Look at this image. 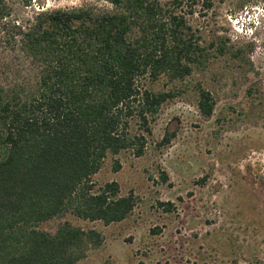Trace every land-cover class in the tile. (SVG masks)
<instances>
[{
  "label": "trees",
  "instance_id": "obj_1",
  "mask_svg": "<svg viewBox=\"0 0 264 264\" xmlns=\"http://www.w3.org/2000/svg\"><path fill=\"white\" fill-rule=\"evenodd\" d=\"M104 2L25 17L17 0H0V264H78L100 247L95 229L39 225L68 212L106 226L126 220L133 194L116 181L96 188L94 177L110 155H145L151 123L178 89L153 83L182 82L226 55L224 41L207 43L192 23L215 0ZM197 89L210 117L212 95ZM136 121L143 132L132 131Z\"/></svg>",
  "mask_w": 264,
  "mask_h": 264
},
{
  "label": "rangeland",
  "instance_id": "obj_2",
  "mask_svg": "<svg viewBox=\"0 0 264 264\" xmlns=\"http://www.w3.org/2000/svg\"><path fill=\"white\" fill-rule=\"evenodd\" d=\"M29 1L17 0L22 16L110 6ZM204 10L199 4L192 23L207 43L224 41L226 55L182 82L153 83L155 92L178 89L151 123L145 155H110L94 177L96 188L116 181L122 196L133 194L131 215L106 226L68 212L39 225L50 234L66 223L100 232L102 245L78 264H264V0H215ZM199 86L215 103L210 117L199 109ZM132 128L143 132L137 121Z\"/></svg>",
  "mask_w": 264,
  "mask_h": 264
}]
</instances>
